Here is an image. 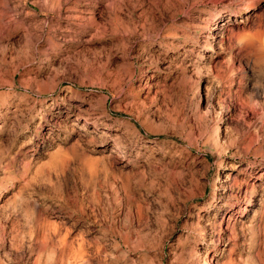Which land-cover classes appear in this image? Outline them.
<instances>
[{
    "label": "rangeland",
    "instance_id": "rangeland-1",
    "mask_svg": "<svg viewBox=\"0 0 264 264\" xmlns=\"http://www.w3.org/2000/svg\"><path fill=\"white\" fill-rule=\"evenodd\" d=\"M0 264H264V0H0Z\"/></svg>",
    "mask_w": 264,
    "mask_h": 264
},
{
    "label": "bare ground",
    "instance_id": "bare-ground-1",
    "mask_svg": "<svg viewBox=\"0 0 264 264\" xmlns=\"http://www.w3.org/2000/svg\"><path fill=\"white\" fill-rule=\"evenodd\" d=\"M81 242V241H80ZM85 245V243L82 245V244H80L79 246L81 247V249H83V246ZM71 247V246H70ZM86 247V246H85ZM76 248V247H75ZM64 249V248H63ZM70 250V249H69ZM81 251V250H80ZM79 251V253H78V255L80 254V253H83V252H80ZM75 255V254H74ZM81 256H83V254H80ZM79 255V256H80ZM72 257V256H71ZM74 257V256H73ZM75 258V257H74ZM80 258H82V257H80ZM82 260V259H81ZM84 260V259H83Z\"/></svg>",
    "mask_w": 264,
    "mask_h": 264
}]
</instances>
